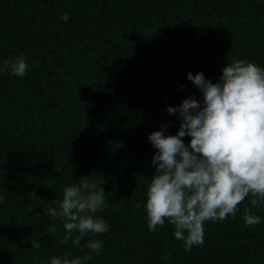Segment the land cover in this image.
<instances>
[{"label":"trees","instance_id":"trees-1","mask_svg":"<svg viewBox=\"0 0 264 264\" xmlns=\"http://www.w3.org/2000/svg\"><path fill=\"white\" fill-rule=\"evenodd\" d=\"M17 57L23 77L0 70V264L66 252L82 264H264V205L250 197L234 218L206 221L188 252L167 219L149 231L144 208L156 151L147 136L161 124L175 135L166 108L202 99L187 74L216 83L234 59L264 68V0H0V69ZM85 177L105 192L95 216L109 231L61 244L62 220L43 210ZM244 207L261 223L246 226ZM95 239L100 254L84 260Z\"/></svg>","mask_w":264,"mask_h":264},{"label":"clouds","instance_id":"clouds-1","mask_svg":"<svg viewBox=\"0 0 264 264\" xmlns=\"http://www.w3.org/2000/svg\"><path fill=\"white\" fill-rule=\"evenodd\" d=\"M67 22L69 15L61 17ZM23 77L28 69L23 57L5 60L3 68ZM186 78L199 90L202 99L185 98L167 113L176 115L179 128L175 135H165L167 126L147 136L156 150L154 168L146 192L147 227L155 232L165 220L174 226V238L183 242L184 251L204 243V223L224 221L236 216L238 206L250 197L252 206L264 205V68L246 59L225 63L216 83L202 72ZM184 137H190L187 144ZM80 179L64 188L57 207L44 209V215L60 218L64 236L61 244L72 241L79 246L88 234L109 231V225L95 214L106 207L105 192L95 182ZM36 199V193L30 192ZM6 197L0 196V203ZM136 209L141 203L134 204ZM246 226L258 225L261 217L243 208ZM51 233L57 231L53 224ZM76 233L75 237L73 234ZM32 248H39L31 240ZM103 246L99 239L84 245L91 250L83 259L98 256ZM170 254H166L167 260ZM52 257L50 264H82V258Z\"/></svg>","mask_w":264,"mask_h":264}]
</instances>
